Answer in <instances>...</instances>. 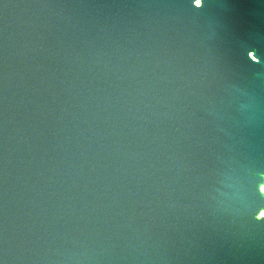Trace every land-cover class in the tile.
<instances>
[{"label":"water","instance_id":"obj_1","mask_svg":"<svg viewBox=\"0 0 264 264\" xmlns=\"http://www.w3.org/2000/svg\"><path fill=\"white\" fill-rule=\"evenodd\" d=\"M264 0H0V264H264Z\"/></svg>","mask_w":264,"mask_h":264},{"label":"snow or ice","instance_id":"obj_2","mask_svg":"<svg viewBox=\"0 0 264 264\" xmlns=\"http://www.w3.org/2000/svg\"><path fill=\"white\" fill-rule=\"evenodd\" d=\"M261 191H264V189H261ZM262 218H264V214H262Z\"/></svg>","mask_w":264,"mask_h":264},{"label":"bare ground","instance_id":"obj_3","mask_svg":"<svg viewBox=\"0 0 264 264\" xmlns=\"http://www.w3.org/2000/svg\"><path fill=\"white\" fill-rule=\"evenodd\" d=\"M262 189H264V187H263ZM263 192H264V191H263Z\"/></svg>","mask_w":264,"mask_h":264}]
</instances>
